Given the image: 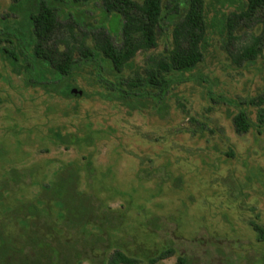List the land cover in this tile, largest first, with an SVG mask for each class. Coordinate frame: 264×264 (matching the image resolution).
Wrapping results in <instances>:
<instances>
[{
  "label": "rangeland",
  "instance_id": "1",
  "mask_svg": "<svg viewBox=\"0 0 264 264\" xmlns=\"http://www.w3.org/2000/svg\"><path fill=\"white\" fill-rule=\"evenodd\" d=\"M174 1L177 10H166L156 46L130 60L128 80L144 77L172 48V20L185 10L184 0H165V7ZM11 2L0 0V18ZM244 2L205 0L209 15L220 18L203 60L172 75L159 104L141 95H115L96 83L90 67L73 72L71 95L30 87L24 66L12 64L0 49V195L6 192L1 232L18 236L20 225L41 222L45 243L56 247L58 228L52 225H58L61 211L50 195L54 183L64 180L67 206L85 205L77 195L103 207L108 227H120L117 240L129 254L146 258L170 248L156 264H177L179 256L185 264H264V243L249 224L264 227V129L237 133L233 125L240 107L256 121V108L242 103L263 88L264 46L252 62H240L237 55L260 35L264 17H230L228 40L224 25ZM58 6L76 27L74 38L66 29L58 37L75 45L90 43L100 24L110 27L101 0L77 6L61 0ZM24 20L20 14L9 26L19 31ZM4 24L0 20V29ZM119 37L113 34L116 45ZM34 199L41 211L22 219ZM23 262L18 257L0 264Z\"/></svg>",
  "mask_w": 264,
  "mask_h": 264
},
{
  "label": "trees",
  "instance_id": "2",
  "mask_svg": "<svg viewBox=\"0 0 264 264\" xmlns=\"http://www.w3.org/2000/svg\"><path fill=\"white\" fill-rule=\"evenodd\" d=\"M67 1L77 6L92 0ZM60 2L12 0L8 11L0 18L5 23L0 29V43H8V46L0 44V49L12 64L24 66L23 77L30 87H41L64 95L72 94L69 79L73 72L90 67L96 83L115 95L123 98L141 95L159 104L168 92L172 75H182L203 60L210 35L220 18L218 13L209 15L205 0H184L185 10L172 20V48L169 53L159 59L155 67L146 69L144 77L128 80L124 72L130 60L138 51L156 46L157 31L166 18V10L176 12L178 2H171L165 7V0H101L104 16L110 19V27L100 24L90 43L83 41L77 45L65 37H58L66 29L74 38L76 28L68 21L67 13L58 6ZM20 14L25 20L17 31L9 26V22ZM232 16L247 19L264 17V0H246L238 13L227 16L224 22L225 28L228 26L227 40L232 37L233 24L228 22ZM262 23L260 35L238 53L240 62H252L261 53L264 21ZM117 32L120 37L116 45L112 37ZM242 104L256 108V121L252 120L246 107H240L233 116L235 131L246 133L252 127H257L258 131L264 129V83L259 94L249 97ZM56 136L61 137L60 134ZM59 181L54 183L57 184L52 192L54 195H50L61 211L58 225L59 222L63 223L62 226L52 225L58 228L56 247H49L45 243L42 235L45 224L41 222L20 225L18 236L12 237L4 235L0 225V262H13L18 257H24L26 262L20 264H78L95 257L98 264H156L172 253L170 248L146 258L127 253L124 243L117 240L120 227H108V219L101 212L103 207L95 208L89 197L76 195V199L82 200L85 205L79 203L69 208L66 202L70 200V195L64 190L67 185L64 180ZM5 193H1L0 202L5 198ZM40 211L41 202L34 199L21 218L27 220L38 216ZM10 218L13 219L12 213ZM249 224L257 241L264 243V227L253 221ZM64 234L68 236L63 239ZM177 264H185V259L179 256Z\"/></svg>",
  "mask_w": 264,
  "mask_h": 264
},
{
  "label": "water",
  "instance_id": "3",
  "mask_svg": "<svg viewBox=\"0 0 264 264\" xmlns=\"http://www.w3.org/2000/svg\"><path fill=\"white\" fill-rule=\"evenodd\" d=\"M75 92V90L73 89V90H71V93L73 94Z\"/></svg>",
  "mask_w": 264,
  "mask_h": 264
}]
</instances>
